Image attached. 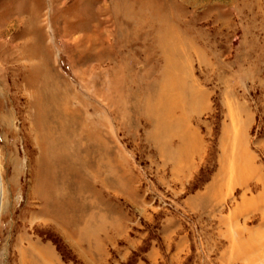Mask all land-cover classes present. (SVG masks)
Wrapping results in <instances>:
<instances>
[{"label": "rangeland", "instance_id": "374dc122", "mask_svg": "<svg viewBox=\"0 0 264 264\" xmlns=\"http://www.w3.org/2000/svg\"><path fill=\"white\" fill-rule=\"evenodd\" d=\"M0 264H264V0H0Z\"/></svg>", "mask_w": 264, "mask_h": 264}, {"label": "crops", "instance_id": "0c3cea01", "mask_svg": "<svg viewBox=\"0 0 264 264\" xmlns=\"http://www.w3.org/2000/svg\"><path fill=\"white\" fill-rule=\"evenodd\" d=\"M43 258V261H46L45 258H44V255H43V252H40V258ZM48 261H46L45 263H47Z\"/></svg>", "mask_w": 264, "mask_h": 264}]
</instances>
